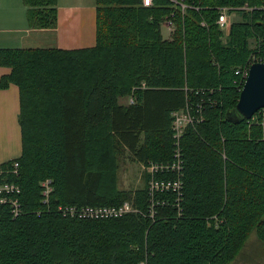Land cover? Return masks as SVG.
<instances>
[{
    "label": "trees",
    "instance_id": "1",
    "mask_svg": "<svg viewBox=\"0 0 264 264\" xmlns=\"http://www.w3.org/2000/svg\"><path fill=\"white\" fill-rule=\"evenodd\" d=\"M24 2L29 26L56 24V0ZM96 3L93 47L0 48L10 69L0 89H19L22 139L20 155L0 164V184L12 186L0 191V264L232 262L251 228L264 240V109L235 115L238 71L264 62V0ZM222 7L238 16L227 32ZM164 20L174 26L169 39ZM188 105L197 122L177 146L171 114ZM118 147L145 165H174L177 149L180 165L148 171L142 188L124 192ZM178 178V188L150 193L151 179ZM123 202L137 211L82 213Z\"/></svg>",
    "mask_w": 264,
    "mask_h": 264
},
{
    "label": "crops",
    "instance_id": "2",
    "mask_svg": "<svg viewBox=\"0 0 264 264\" xmlns=\"http://www.w3.org/2000/svg\"><path fill=\"white\" fill-rule=\"evenodd\" d=\"M56 24L52 27H31L24 0H0V48L82 49L96 44V0H56ZM231 22V20H230ZM167 25V27H166ZM164 20L161 28L170 30ZM169 36V37H168ZM165 39L171 37L168 33ZM0 66V76L8 74ZM19 89L10 83L0 89V164L21 153V127L18 121ZM132 163H139L132 160Z\"/></svg>",
    "mask_w": 264,
    "mask_h": 264
},
{
    "label": "rangeland",
    "instance_id": "3",
    "mask_svg": "<svg viewBox=\"0 0 264 264\" xmlns=\"http://www.w3.org/2000/svg\"><path fill=\"white\" fill-rule=\"evenodd\" d=\"M232 19H238L237 14L233 13L230 20ZM173 29H174V26L171 24L170 30L167 31L166 28L163 27V28H160V33L163 36V38H165L166 36H168V33H172ZM107 33L110 35L109 31ZM99 47L101 48V43ZM100 54H101V49H100ZM96 57H97V53L94 52V54H92L88 58H90L89 61H91ZM76 58L77 57H74V62H77ZM132 100H133V96L129 95L126 98H121L119 101L122 103H127V102H132ZM187 108L190 113L191 120L189 121L188 118H186L188 122L184 126L183 133L188 125H192L193 123L197 122L196 117L193 114V107H189L188 105ZM194 112H195V109H194ZM262 114H264V111L262 112ZM197 117L201 118L202 115L200 113H197ZM171 126H172V120H171ZM173 138H174L173 141L175 143L176 137L173 136ZM179 144L180 143H178V145ZM92 146L95 147V145H92ZM114 157H115V164H116V171H115L116 188L124 192H127V191L133 192L134 190L142 188L144 186L145 180H146V174L151 168L152 163H156L158 165L166 164L164 162H153V161L148 163L147 165L141 164V163H132L131 161H129V154L122 147L115 148ZM51 191H49L48 193H50ZM43 198H47V197H43ZM257 229L258 228L254 227L249 230L250 232L248 231L249 233H247L248 234L246 235L247 237L245 238L242 245L240 246V249H239L240 251L237 254L236 258L228 264H264V240L258 239L257 232H256L258 231Z\"/></svg>",
    "mask_w": 264,
    "mask_h": 264
},
{
    "label": "built area",
    "instance_id": "4",
    "mask_svg": "<svg viewBox=\"0 0 264 264\" xmlns=\"http://www.w3.org/2000/svg\"><path fill=\"white\" fill-rule=\"evenodd\" d=\"M153 2V0H141V4L143 6H149L151 5V3ZM181 8L184 9L185 5L184 4H180ZM230 19H231V14L228 13V9L226 7H222L220 8L219 11V15L217 18V23L219 25V28L222 31L227 32L228 28H229V24H230ZM250 66H247V68H244L241 71H238L241 75V80L242 82H244L247 74H248V68ZM200 110L201 108L198 107ZM172 117V130H173V136H175V144L178 146V141L180 140V137L183 134V130H184V126L185 124L188 122V120H191V116L190 113L188 111V108H184L180 111H175L171 114ZM186 118H188V120H186ZM186 120V121H185ZM185 121V122H184ZM174 156H175V164L173 165L171 164H161L158 165L156 163H152L151 168L149 169L150 172H163V171H167V170H174V169H178V164L180 165V155H179V151L177 149H175L174 152ZM15 165L16 162H15ZM1 172V171H0ZM179 186H181V181L178 178L177 180L171 181V180H167V182H158L156 180L151 179L150 180V193H152V190L154 191H161L162 189H168L170 187H175L178 188ZM44 188L45 190L43 191L42 195L44 197L48 198V192L51 191V188L49 186V182L46 180L44 183ZM12 189V186L7 185V184H0V191L4 190H10ZM44 198V199H47ZM129 211H137L136 209H133L131 207V205L128 202H123L121 205L118 206H86L82 208V213L83 215L87 216V217H91V218H96V217H117L122 215L124 212H129Z\"/></svg>",
    "mask_w": 264,
    "mask_h": 264
},
{
    "label": "water",
    "instance_id": "5",
    "mask_svg": "<svg viewBox=\"0 0 264 264\" xmlns=\"http://www.w3.org/2000/svg\"><path fill=\"white\" fill-rule=\"evenodd\" d=\"M262 108H264V62H253L240 89L235 115L251 119Z\"/></svg>",
    "mask_w": 264,
    "mask_h": 264
}]
</instances>
